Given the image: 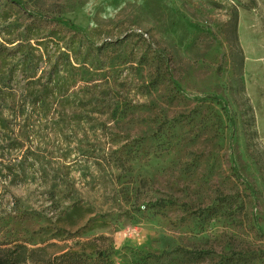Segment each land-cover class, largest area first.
Wrapping results in <instances>:
<instances>
[{
    "label": "rangeland",
    "instance_id": "374dc122",
    "mask_svg": "<svg viewBox=\"0 0 264 264\" xmlns=\"http://www.w3.org/2000/svg\"><path fill=\"white\" fill-rule=\"evenodd\" d=\"M0 254L264 264V0H0Z\"/></svg>",
    "mask_w": 264,
    "mask_h": 264
},
{
    "label": "trees",
    "instance_id": "16d2710c",
    "mask_svg": "<svg viewBox=\"0 0 264 264\" xmlns=\"http://www.w3.org/2000/svg\"><path fill=\"white\" fill-rule=\"evenodd\" d=\"M0 264H16L15 261L9 262L6 258H4L1 254H0Z\"/></svg>",
    "mask_w": 264,
    "mask_h": 264
}]
</instances>
